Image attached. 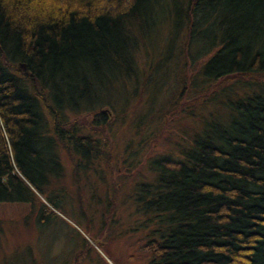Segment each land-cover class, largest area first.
Wrapping results in <instances>:
<instances>
[{
	"label": "trees",
	"instance_id": "obj_1",
	"mask_svg": "<svg viewBox=\"0 0 264 264\" xmlns=\"http://www.w3.org/2000/svg\"><path fill=\"white\" fill-rule=\"evenodd\" d=\"M156 12L166 38L147 52ZM194 41L207 46L190 58ZM172 51L181 91L190 76L203 96L241 80L215 91L224 115L206 116L177 159L151 163L134 192L147 264H264V0H0V202L47 194L59 150H101L65 114L103 128L101 95L131 79L143 90Z\"/></svg>",
	"mask_w": 264,
	"mask_h": 264
},
{
	"label": "rangeland",
	"instance_id": "obj_2",
	"mask_svg": "<svg viewBox=\"0 0 264 264\" xmlns=\"http://www.w3.org/2000/svg\"><path fill=\"white\" fill-rule=\"evenodd\" d=\"M159 18L156 12L148 29L147 52L164 44L166 23ZM206 46L194 41L189 57ZM138 54L143 66L139 69H144L143 50ZM170 55L171 60L153 71L151 84L143 90L144 84L135 88L131 79L101 95L100 102L107 104L101 111L110 117L103 128L97 117L65 114L68 126L105 146L87 159L59 150L61 164L47 194L37 193L29 203L0 202V264H147L143 246L148 223L143 228V218L135 213L134 192L151 179V163L177 159L206 116L224 115L218 104L226 98H213L215 91L235 87L230 83L241 80H214L212 90L203 96L205 89L197 88L201 75L190 76L181 91L175 83L180 58L177 51ZM190 62V67L185 66L187 74L196 71L202 60Z\"/></svg>",
	"mask_w": 264,
	"mask_h": 264
},
{
	"label": "water",
	"instance_id": "obj_3",
	"mask_svg": "<svg viewBox=\"0 0 264 264\" xmlns=\"http://www.w3.org/2000/svg\"><path fill=\"white\" fill-rule=\"evenodd\" d=\"M21 67H22V69L23 70H25V66H24V64H21ZM30 188L32 189V187L30 186ZM33 190V189H32ZM34 191V190H33Z\"/></svg>",
	"mask_w": 264,
	"mask_h": 264
}]
</instances>
